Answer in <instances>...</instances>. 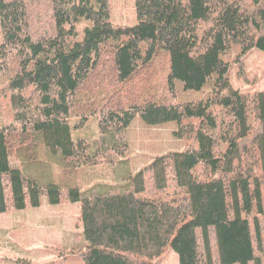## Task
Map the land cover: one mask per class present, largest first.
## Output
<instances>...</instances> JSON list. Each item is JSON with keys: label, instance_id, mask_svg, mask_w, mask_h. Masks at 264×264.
<instances>
[{"label": "trees", "instance_id": "16d2710c", "mask_svg": "<svg viewBox=\"0 0 264 264\" xmlns=\"http://www.w3.org/2000/svg\"><path fill=\"white\" fill-rule=\"evenodd\" d=\"M134 7L124 28L109 0H0V214L79 202L82 264H264V90L232 82L264 53V0ZM92 116L98 138H73ZM137 116L184 149L90 187L84 168L130 157Z\"/></svg>", "mask_w": 264, "mask_h": 264}, {"label": "rangeland", "instance_id": "374dc122", "mask_svg": "<svg viewBox=\"0 0 264 264\" xmlns=\"http://www.w3.org/2000/svg\"><path fill=\"white\" fill-rule=\"evenodd\" d=\"M109 3L114 25L125 28L136 22L134 0H109ZM244 65L243 75L237 76L233 71L234 86L243 91L264 90V53L251 51L244 58ZM3 81L0 76V84ZM10 112L7 98L0 94V123L1 117L8 118ZM97 124L98 117H90L83 127L72 130L73 138L97 139ZM175 128L174 122L149 126L137 116L125 132L130 157L88 166L81 175H87L90 180L96 177L90 187L118 185L123 182L122 176L136 172L164 152L184 149V141L172 133ZM47 163L51 167L48 179L58 181L57 177L64 174L59 171L61 168L56 158L52 157ZM87 188L85 180L83 190ZM79 212V202L49 204L44 200L38 207L0 214V264H82L79 248L83 247L85 240L77 221ZM153 264H179L178 256L168 249Z\"/></svg>", "mask_w": 264, "mask_h": 264}]
</instances>
